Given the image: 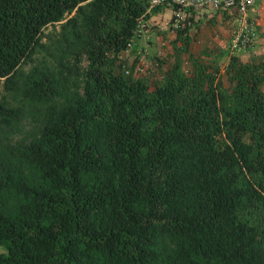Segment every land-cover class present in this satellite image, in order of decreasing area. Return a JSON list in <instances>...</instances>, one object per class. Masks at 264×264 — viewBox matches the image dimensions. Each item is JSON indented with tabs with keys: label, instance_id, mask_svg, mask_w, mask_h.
Returning <instances> with one entry per match:
<instances>
[{
	"label": "trees",
	"instance_id": "1",
	"mask_svg": "<svg viewBox=\"0 0 264 264\" xmlns=\"http://www.w3.org/2000/svg\"><path fill=\"white\" fill-rule=\"evenodd\" d=\"M161 9L185 53L204 10L0 0V264H264V54L151 82L122 54Z\"/></svg>",
	"mask_w": 264,
	"mask_h": 264
},
{
	"label": "rangeland",
	"instance_id": "2",
	"mask_svg": "<svg viewBox=\"0 0 264 264\" xmlns=\"http://www.w3.org/2000/svg\"><path fill=\"white\" fill-rule=\"evenodd\" d=\"M203 13H205L204 16ZM211 13L214 14L216 11L209 7L204 11H200V21L195 23L197 26L189 29L190 40L185 53L178 47L180 46L179 42H173L177 20L181 18L174 15L173 19H176L172 20V13L165 9L150 13L144 22L145 29H138L134 33L131 45L122 55L128 63L135 59V68L137 70L135 74L144 73L145 77L147 76L151 82L162 77L163 70L172 60L178 62L181 65V69H187L190 65L187 53L197 60H210L211 63L217 65L219 70H221L228 57L226 56L228 49L225 46L228 44V36L226 35L230 21L220 16L217 18H205L206 15L212 16ZM58 29V23L47 24L42 29L41 40L45 41L47 36L57 32ZM177 50L178 55H176ZM37 62H26L22 64L20 70L26 72L32 64H38ZM84 64L85 62L83 61L82 66ZM1 81L0 95H7L10 98V95L2 89ZM60 99H62L61 95ZM26 109L22 113L21 118L17 120L16 131L11 137V141H20L27 138V135L36 124V118L38 117L37 108L26 107Z\"/></svg>",
	"mask_w": 264,
	"mask_h": 264
},
{
	"label": "built area",
	"instance_id": "3",
	"mask_svg": "<svg viewBox=\"0 0 264 264\" xmlns=\"http://www.w3.org/2000/svg\"><path fill=\"white\" fill-rule=\"evenodd\" d=\"M254 0H145L147 7L179 5L181 8L191 7L193 9L205 10L207 7L216 10H226L227 14L233 15L237 25L233 28L225 46L229 53L235 52L239 48L251 44L254 30L245 20L247 8L252 5ZM177 17L183 18L182 10L173 12ZM130 46V44H128Z\"/></svg>",
	"mask_w": 264,
	"mask_h": 264
},
{
	"label": "crops",
	"instance_id": "4",
	"mask_svg": "<svg viewBox=\"0 0 264 264\" xmlns=\"http://www.w3.org/2000/svg\"><path fill=\"white\" fill-rule=\"evenodd\" d=\"M251 15L253 16L254 26L252 44L237 49L232 53L243 61L251 56L264 54V0H254V4L251 7ZM226 36H228V33ZM223 45L225 46V44Z\"/></svg>",
	"mask_w": 264,
	"mask_h": 264
}]
</instances>
